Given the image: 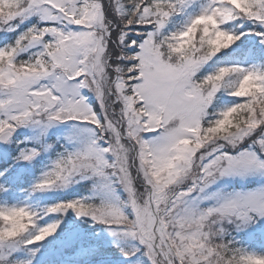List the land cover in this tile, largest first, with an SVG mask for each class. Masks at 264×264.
<instances>
[{
  "label": "snow or ice",
  "instance_id": "obj_1",
  "mask_svg": "<svg viewBox=\"0 0 264 264\" xmlns=\"http://www.w3.org/2000/svg\"><path fill=\"white\" fill-rule=\"evenodd\" d=\"M245 36L259 62L217 67ZM61 125L63 151L31 191L91 181V195L0 204V264H57L45 241L89 264L97 247L61 228L69 213L105 225L131 264H264V0H0V144L19 149L0 192L43 150L19 130ZM226 178L259 187L209 191Z\"/></svg>",
  "mask_w": 264,
  "mask_h": 264
},
{
  "label": "trees",
  "instance_id": "obj_2",
  "mask_svg": "<svg viewBox=\"0 0 264 264\" xmlns=\"http://www.w3.org/2000/svg\"><path fill=\"white\" fill-rule=\"evenodd\" d=\"M181 21L177 18V24L175 27L181 26ZM226 29L229 31H252L251 28L245 26L244 28H240L238 23L230 24L226 26ZM258 38L245 36L244 39L238 42V45H242L240 51L236 52L235 49L237 46H233V49L227 50L230 53L229 56L220 59L218 66H224L226 64H232L235 60H243L246 56V52L251 50L254 53V60L259 62V56L261 55L259 48L253 47ZM224 57V54H221ZM230 97H225V103L221 104V108L228 106V102H230ZM16 139V138H15ZM14 139V140H15ZM63 143L56 142V148L53 151V156H56V153L59 151H63L62 147ZM19 154V149L15 144H11L4 149L0 150V170L4 168L11 167L15 161V157ZM17 164L12 171V180L14 181L9 187L7 192H0V204H11L13 205V197L17 195H25L28 198V201L32 203L33 208L45 209L53 206L56 203H60L67 199H78L84 196L91 195V187L92 184L90 181H84L81 184L74 185L73 188L63 191L62 193H58L56 195H45L46 192H36L33 193L31 191L32 186L39 180L43 171H40V167H42L41 162H37L32 170L22 169V171L18 168ZM123 198V196H122ZM49 223L54 222L56 217H45ZM62 219L64 223L61 224V228H65L66 226L74 231L76 234H84L88 237V239L94 243L97 247V250L94 255L90 257L89 264H112L114 261H118L122 264H131L130 260L135 257L130 258L129 260H122V255L120 253L119 248L116 247V244L107 247L106 243H104L102 235H104L105 225L95 224L91 221H86L84 219H78L75 217L73 213H69L66 217H59ZM43 223V221H42ZM60 232L58 231L57 236H60ZM238 240L246 241L245 247L253 246L256 250L260 249V240L256 237H236ZM50 240H55V237L49 238ZM49 241L44 242V246L37 245V248H40V253L46 254L42 256V259H48L52 261H56L57 264H64V262H70L75 260L76 254L71 252L70 250L60 248L58 246H53L49 248ZM38 255H40L38 253ZM83 259V258H81Z\"/></svg>",
  "mask_w": 264,
  "mask_h": 264
},
{
  "label": "rangeland",
  "instance_id": "obj_3",
  "mask_svg": "<svg viewBox=\"0 0 264 264\" xmlns=\"http://www.w3.org/2000/svg\"><path fill=\"white\" fill-rule=\"evenodd\" d=\"M180 18H181L180 21L183 24L184 18H182V17H180ZM253 56H254V53H252L251 50H248L246 52V56L243 58V60L240 61L237 59V60H235L234 63H241L244 65H248V64L253 62ZM70 131L71 130L67 126H63V125L57 126L53 129H50L47 133H40L39 131L34 130V129H21V130H19V132L16 135L20 141L24 142V145H27L28 147L42 146L43 150L41 151V155L39 157H37V159L35 161H33L32 164H25V163L21 162L18 165V168L21 171L24 168L28 169V170H32L34 165L37 162L41 161L43 165H42V167H40V171H43V173L45 171H47L48 168L51 166V163L55 159V157H53L52 155H53L54 149L57 147L56 142L64 143L66 141L68 135L70 134ZM43 141H46V143H44ZM48 144L53 145V150L47 149ZM43 173H42V175H43ZM251 182H256L257 185L253 188H249L248 190L255 189V188L259 187V182L254 178H249V179H244V180L239 179V178H226L225 180L219 182L217 185H214L209 191L212 193H215V192H222L223 193V192H232V191H247L244 189V187L246 185H248V183H251ZM62 192L63 191H50V192H46L45 195L47 196V195H49V193H51L52 195L53 194L56 195V194L62 193ZM121 195L123 196L122 193H121ZM207 203H209V202L206 201L205 204H207ZM9 205H11V204H9ZM13 205H19V206L28 205V206L33 208L32 203H30L28 201V198L24 194L23 195H17L16 194L13 197ZM257 227H259V226H257ZM228 228L230 230L231 226H228ZM103 232H104V235H102V238H103L104 243H106V246L110 247V246L114 245L115 238L111 235V232L108 230V228L106 226H105ZM245 236L250 237V238L252 237L251 235H247L245 233H240L239 235H237V237H242V239ZM132 261H134V259L130 260V262H132ZM105 264H109V263H105ZM112 264H122V263H120L118 261H114Z\"/></svg>",
  "mask_w": 264,
  "mask_h": 264
},
{
  "label": "water",
  "instance_id": "obj_4",
  "mask_svg": "<svg viewBox=\"0 0 264 264\" xmlns=\"http://www.w3.org/2000/svg\"><path fill=\"white\" fill-rule=\"evenodd\" d=\"M3 145H5V144H0V147L3 146Z\"/></svg>",
  "mask_w": 264,
  "mask_h": 264
}]
</instances>
